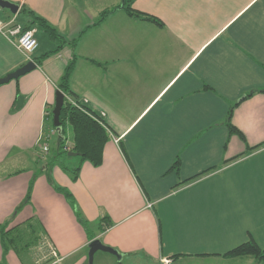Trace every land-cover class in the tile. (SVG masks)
I'll return each instance as SVG.
<instances>
[{"label":"crops","instance_id":"1","mask_svg":"<svg viewBox=\"0 0 264 264\" xmlns=\"http://www.w3.org/2000/svg\"><path fill=\"white\" fill-rule=\"evenodd\" d=\"M9 1L19 9L0 7L1 18L16 15L24 26L33 12L74 44L37 63L34 55L59 44L39 25L31 58L0 34V78L37 64L0 84V225L28 227L33 242L26 259L0 239V264H88L96 237L120 256L98 250L95 264H261L225 252L250 239L264 248V0L131 1L162 24L130 15L122 0ZM74 55L69 96L109 132L100 165L70 154L64 166L43 153L38 161ZM255 89L263 90L247 95ZM238 100L232 123L244 139L225 124ZM55 129L54 143L62 137L69 148L73 141ZM226 172L231 185L219 178Z\"/></svg>","mask_w":264,"mask_h":264},{"label":"trees","instance_id":"2","mask_svg":"<svg viewBox=\"0 0 264 264\" xmlns=\"http://www.w3.org/2000/svg\"><path fill=\"white\" fill-rule=\"evenodd\" d=\"M131 1L132 0H125L124 4V9L130 14V15H136L139 17L143 18H148V19H153L157 21L158 23L162 24L157 18L147 15L146 13H143L141 11H138L134 9L131 6ZM21 11H24L23 9ZM107 10L103 11L102 16L100 19H102L106 14ZM32 15V19L30 22L26 25H24V29H35L36 25H39L43 31L48 35L49 39L52 41L58 42V46L51 51L44 52L42 55L35 56L34 58L37 63H41L42 59L45 58L47 55H50L52 53H57L60 51L65 45L67 44H74V41H67L65 40L61 34L58 33L57 29L50 25L46 19L43 17L34 14L33 12H30ZM99 19V20H100ZM36 35V33H35ZM37 37V36H36ZM38 39V38H37ZM40 44V43H39ZM75 62H76V56L74 55L73 59L69 61L67 64L65 71L63 73V76L61 77L59 87L60 89L64 92L65 94V100H64V105L61 109V114H60V121H61V126L64 127L66 123H70L72 127V144L69 148H66V139H62L59 141V148H58V153H67L69 151H77L79 152V157L81 161H89L93 165H100L103 161V148L105 143L109 140V132L107 129L106 124L103 122V118L101 115H98L96 112L92 111L90 108H88L81 100H78L76 98L75 102L76 104H73L67 96L71 94V88H70V81H71V75L74 71L75 68ZM263 90V89H255L251 90L247 95H251L256 91ZM243 98H241L242 100ZM238 100L236 103L231 105L228 114L225 119V124L228 126L229 133L231 134H238L242 139H244L243 133L232 123V115L235 106L237 103H239ZM56 128V126H54ZM63 133H65V129L62 128ZM264 144V142H263ZM260 145V144H259ZM262 145V144H261ZM258 145L255 147H251L249 149V153L255 149ZM178 164V161L175 162V166ZM178 168V167H177ZM79 167L76 166L73 169V177L76 178L77 171ZM211 168L205 169L202 172L194 175L191 178H188L184 180L183 182H180L176 186L180 185L181 183H186L190 181H194L197 178L201 177L208 171H210ZM70 171V170H69ZM32 186V183L30 184V188ZM30 188L29 191L23 200L21 204L18 206L20 207L30 199ZM59 191L63 192L65 196L69 199L73 207L76 209L75 213L77 217L82 221V224L85 225V219L82 217L80 211L75 207V204L73 203L74 199L71 195V193L66 190L65 188L58 187ZM17 207V208H18ZM31 222V221H29ZM8 223H5L3 225H0V230H1V242L3 245V248L10 249V248H15L16 250L19 248V244L23 241H25L23 237V231L22 228H10L6 229ZM92 237V236H91ZM31 239L28 241H25L21 248L23 247H28L31 245L33 242H30ZM225 255L229 256H244V255H252L254 256L258 262L264 264V248L260 247L259 244L254 240L250 239L247 240L234 248L230 249L229 251L225 252Z\"/></svg>","mask_w":264,"mask_h":264},{"label":"water","instance_id":"3","mask_svg":"<svg viewBox=\"0 0 264 264\" xmlns=\"http://www.w3.org/2000/svg\"><path fill=\"white\" fill-rule=\"evenodd\" d=\"M122 4H125V0H122ZM0 7L2 8H9L13 13H17L19 9V5L11 2L9 0H0ZM37 66L36 62L34 60H29L26 64L21 66L20 68L16 69L13 72L8 73L3 78H0V84L10 81L11 79H17L19 76L25 74L26 72H29L30 70L34 69ZM65 100V94L61 89L57 90V98H56V104L53 109V115H54V124L55 126L61 127V121H60V114L61 109L64 105ZM60 131V130H59ZM68 154L70 155H79L80 153L77 151H69ZM89 250H88V264H93L94 262V256L95 253L98 250H102L105 252L116 254L117 256H120L117 249L114 247L104 244L99 237H96L92 239L89 244Z\"/></svg>","mask_w":264,"mask_h":264},{"label":"built area","instance_id":"4","mask_svg":"<svg viewBox=\"0 0 264 264\" xmlns=\"http://www.w3.org/2000/svg\"><path fill=\"white\" fill-rule=\"evenodd\" d=\"M0 34L5 35L14 42H16V44L23 51H25L30 56V58H31V54L34 53L39 47V41L35 35V29L33 28V29L25 30L24 26L17 20L16 15H13L7 19H3L0 17ZM67 98L73 104H76L75 100L72 99L70 96H67ZM55 131L56 129L54 127L50 128L48 133V138H50L51 134H53ZM48 138H45L43 140V143L41 144L42 150L45 153L49 151ZM52 254L55 257H57L55 250H52ZM170 262H171L170 258L163 257L160 259V264H169Z\"/></svg>","mask_w":264,"mask_h":264},{"label":"rangeland","instance_id":"5","mask_svg":"<svg viewBox=\"0 0 264 264\" xmlns=\"http://www.w3.org/2000/svg\"><path fill=\"white\" fill-rule=\"evenodd\" d=\"M46 123H47V126H48V124H50V125H52L53 127L55 126L54 125V123H53V110L52 109H50V114L48 115V117H47V120H46ZM62 128H64L65 129V133H66V136H67V142L68 143H71L72 142V136H73V132H72V127H71V125H70V123H66L65 125H64V127L63 126H61V127H58V131L60 130L61 131V129ZM47 131H48V129H47ZM48 133H49V131H48ZM58 137V135L57 134H52L51 135V137H50V139H49V141H48V143H49V146H50V149H49V151L47 152V153H45V152H43V150H42V143H43V140L40 142V144H39V146H41V149L39 150V152H40V154L39 153H37V156H38V161H41V157H43L42 156V153H43V155H46V158L45 159H47V161H49L50 163H52L53 165H62V166H64V165H67L68 163V158H70V157H68V155H67V153H65V152H63V153H58V146H57V144H55L54 143V140L56 139ZM73 158V157H72ZM74 158H80L79 156H76V157H74ZM45 159H42V163L43 162H45ZM71 159V158H70ZM75 161H78V159H76ZM33 163L34 164H36V162H32V165H33ZM229 172V171H228ZM228 172H226L224 175H222V176H220L219 178L220 179H225V178H227V179H225L226 181L224 182V184L226 183V182H228V184L229 185H231V178H230V176H231V174L228 176L227 174H228ZM228 176V177H227ZM211 182L209 181L208 183H207V185H209ZM210 186H214V184L213 185H210ZM224 212L226 213H228V211L226 210V209H224ZM22 231H23V237H24V239H25V241H28L29 239H32V235H31V232H30V229L28 228V227H26V226H23L22 227ZM25 241H23V242H21L19 245V247H21V245L25 242ZM23 248V247H22ZM21 248V250H19V251H21V254H22V256H24L26 259L28 258V251H27V246L24 248V249H22ZM104 252V251H103ZM105 254H108L109 256H113V257H115V255H113V254H111V253H108V252H104ZM116 258V257H115ZM246 258H248V257H246ZM95 259V258H94ZM114 262V261H113ZM115 263V262H114ZM93 264H95L94 262H93ZM122 264H125V261L124 262H122ZM187 264H213L212 262L210 263L209 261H200V262H190V261H188V263ZM262 264V263H261Z\"/></svg>","mask_w":264,"mask_h":264}]
</instances>
